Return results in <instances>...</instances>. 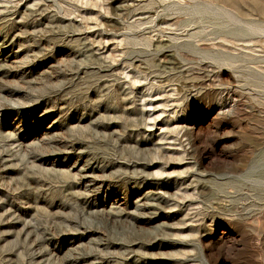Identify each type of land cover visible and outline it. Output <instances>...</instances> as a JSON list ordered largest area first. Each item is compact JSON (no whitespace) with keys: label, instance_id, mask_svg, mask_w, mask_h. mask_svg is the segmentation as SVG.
<instances>
[{"label":"rangeland","instance_id":"obj_1","mask_svg":"<svg viewBox=\"0 0 264 264\" xmlns=\"http://www.w3.org/2000/svg\"><path fill=\"white\" fill-rule=\"evenodd\" d=\"M0 264H264V0H0Z\"/></svg>","mask_w":264,"mask_h":264}]
</instances>
